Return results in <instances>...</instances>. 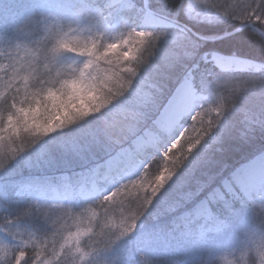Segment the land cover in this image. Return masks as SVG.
<instances>
[{"label": "rangeland", "instance_id": "374dc122", "mask_svg": "<svg viewBox=\"0 0 264 264\" xmlns=\"http://www.w3.org/2000/svg\"><path fill=\"white\" fill-rule=\"evenodd\" d=\"M87 1V4L91 6L92 11L97 14V17L98 15L100 16L99 18L102 20L101 22H103V27L100 28V33H98V30H96L95 34H93V31H87L85 33V36L88 37L85 38L87 42H83V44L79 43L81 45L79 53H81L82 58L86 60V63L83 64L82 70L79 73L81 77L74 80L73 77L69 75L68 77L71 78L67 79L65 83H61L60 87H56L54 92L52 87L44 88L40 91H33L31 89L29 91L24 82H27L29 85L36 74L35 68L32 66L33 60L31 59L30 63L26 64L24 59L22 62L24 82L12 79L11 88L13 91H11L8 96H0V120L7 122V126H11L10 119L12 117L13 120L14 115L20 120L19 129L15 127L16 130H13L12 128L17 143L13 145L9 142L7 150L15 154L17 150L23 151L26 147L30 148L32 144L37 145L35 149L29 153V158L0 172V194L7 196V194L12 192L17 196L18 203H16V205H21L22 207L28 206V211H25V209L23 210L24 214H22V217H26L23 221L31 218L33 214L40 223H45L53 231L62 233L61 231H65L63 227H65L67 223L68 214V211L64 209V203L71 201L72 196L78 194L80 197L84 198V201H99V199H102L98 205L106 207L110 204L112 199H115L114 195L116 191L114 190L115 188L118 189L122 183V185L127 187L126 189L142 188L143 191L141 195H146L149 191L152 193L153 189H158V186H155L157 180L159 185L165 183L167 177L171 176L172 173L176 171V168L183 164L178 174L164 189L163 193L156 198V202L153 204L156 205L158 203L157 205H160L161 210L166 209L168 211V215L166 216L167 220L175 222V219H179L173 226L174 228L180 227V233L175 237L172 232H169L167 238H165L158 235V233L152 234L150 231L147 236L137 241L140 245H154L152 249L159 245L162 247L169 246L171 251L182 249L183 247H188L191 251L190 243L196 242L201 245L199 247L204 248L201 249V251H205L207 255L205 256L201 252L200 254L197 252L194 253L198 255L197 257L200 258L202 262L213 259V257L219 255L221 264H233V256L230 254V250L241 248L243 242L233 235L232 227L226 229V219L218 215H213L211 221L204 225L202 218L206 220L212 213L204 210L205 202L202 203L204 206L201 207L200 211L197 210V208L195 209V211H198V213L194 212L196 213L195 215L194 213L187 216L184 215L187 213L184 207L189 206L188 208L192 209L200 201L198 199H196V201L194 200L195 202L190 201V199H192L191 196H188V193L189 195L191 193L190 189L194 190L212 176H214L213 179H216L217 181H215L221 186L222 182L225 181V176L228 173L231 175L235 169L241 166L224 172L226 160L221 159L219 152H215V150L218 149V143H215V140L218 141L219 132L216 137L210 138L205 146L193 152L186 162L184 161V157L189 155L188 149L192 147L191 145L186 144L183 150H178L173 146V156L168 155L165 157L161 156L159 148L151 146L154 143V138L151 135L147 138L150 140L149 150L147 151V155H144L143 158L133 155L132 157H135L136 161L133 159L127 161L129 165H126L121 172L114 173L112 171L109 175H105V167L101 170L98 169L102 164L100 162L101 159H99L100 157H97L98 153H111L112 150H116L115 147L118 145L120 146L131 136L134 137L136 135L133 139L134 142L142 139L144 134L140 132L141 126L147 123L145 121L149 116L148 111L152 108L153 104L159 100L158 96H161V93L163 95L167 90L166 88L168 85L165 81L167 70L173 65H178V62L182 61V59H190L192 50L197 48L196 43H188L186 36V31L188 30H186L183 25H179L175 22L176 14L172 10V7L168 6L172 0H119V2H121L112 9H107V5L102 3L103 0ZM180 2L182 3H180L181 5L179 6L181 13L189 20L191 18L194 19V21L203 23L231 20L240 25L248 23L259 28L262 27L255 18H264V0H182ZM131 11L139 13L143 18L144 26L151 30L140 35L136 47L143 50V48L147 46L148 52L154 54V58H149L147 54L144 56H137L133 55L132 51L129 49L123 51L122 55H120V59L118 60H122L125 63V70H129L131 66L136 67L135 71H133L136 76L137 71L140 70L137 76L138 84L134 85L132 89V98L125 99L121 104H112L110 107H106L107 105H105L101 108L93 102L96 106L91 109L83 104V100H78L77 103L83 106V111L77 110L75 106L71 104H69V107H72L81 117L76 115L65 118L67 117L65 114L60 117L54 116L53 114L56 111L62 109L61 107L69 103L73 95L79 97L82 93H86L88 98L93 95L89 88L90 84L87 82L98 75L97 69L102 67L101 61L103 55L114 58L122 49L129 47L128 38L126 36L117 38L119 34L115 31V25L117 20L126 17ZM175 11H177V9H175ZM77 17L80 16H76L72 11L69 0H2L0 3L1 33H3L5 29L10 32L18 31L20 29L19 24L24 20L34 22L38 20L36 26L40 29L41 33L38 38L44 39L45 37H50L52 39L50 44L56 47H63L65 39H74L78 37L77 32H74L72 35L55 34L56 32L63 33L67 30L64 29L65 21H68V26L66 28L72 26L73 23L78 24ZM149 17L152 19L151 21H147ZM21 33L23 32L21 31ZM149 40H151V44L148 43ZM56 49L57 54L66 52L64 49ZM220 54L232 57V59L230 58V62L226 64H218L215 59H212V53H204L199 56V60L203 61V63L207 62L211 68H213L214 65H218L226 71L255 72L257 69L259 71L264 69V63L259 61L238 55ZM218 55L219 54L215 55V58L220 57ZM129 57L132 58V62L126 63L125 61H127ZM24 63L26 65H24ZM196 67L197 64H193L192 67L186 69L169 95L165 98L164 102L159 105L158 112L187 72L191 75L188 84L189 89H194L192 69ZM199 81V83H201V79H199ZM41 86L42 85H39L38 87ZM163 90L165 91L163 92ZM138 94L141 97L139 100L136 99V95ZM256 104H252L250 108L257 110L256 112H259V114L264 112V107L261 108L263 105H259V101H256ZM25 106L30 109H26ZM9 108L11 111L8 110ZM49 108H51L53 112L48 116L46 113ZM235 108L236 107L229 112L236 111L237 109ZM223 109L224 105L220 103L219 109H213V111H220L222 113ZM61 112L63 114L64 110ZM229 112L224 118V123L221 127L225 126L227 129L228 126H231V135L234 131V120L233 122L230 120ZM256 112L249 116L246 115V119L241 124V128L239 126V129L235 131V133L237 132V139H252L251 118ZM2 113L7 114L3 115ZM90 113H96V115L90 116ZM38 118H41V120H38ZM45 118L48 120L47 125L44 124ZM54 120L59 121V123L54 124ZM187 122L188 121L185 119L184 123ZM148 124L155 126L153 121H150V123L148 121ZM73 128L76 129L74 130ZM22 132L27 133L28 137L34 138L31 140V143H27L21 139ZM139 133L141 134L137 135ZM45 134H48L49 138L40 142ZM195 134L196 133H193V135ZM2 137L3 138H0V151L4 150V141L7 139L6 135ZM144 139L138 143V146L141 147L144 145ZM54 146H56L58 153H55L52 157H46L43 165L39 164L37 161L42 157V154L52 153V147ZM138 152H140L139 154L141 156V152L145 153L146 149L144 151L142 148ZM136 162H139V164L135 165ZM153 163H155L154 166H150ZM20 165L24 166L20 168ZM145 165L151 167L150 172H144V168H147ZM45 166L54 169L59 168V170H61L59 172H53L52 169L47 170ZM17 170L22 174L15 172ZM61 172L73 173L74 177H70L68 183L66 180L67 177L65 174L62 175ZM158 172L162 174H158V176L155 175ZM218 172H221L220 174L222 176L217 174ZM229 174L228 176H230ZM144 178L147 179L141 182ZM150 178L152 180L154 179L155 182L153 183V181H150ZM224 184L228 195L235 201H239H236L238 206L234 210L237 211L238 207L243 209L240 213L242 216L240 218V223L242 225H244L247 219V214H251L252 207H254V210H264V185L259 188V192L251 194L250 187H241L242 185L235 183ZM233 184L236 186L235 188ZM237 185L239 186L237 187ZM215 189L219 191L218 197L220 199L224 196L223 194L226 193L225 191H220L219 188L216 187V183L211 185L207 191L210 193L211 191H215ZM174 192L179 193L181 195L179 199H182L187 204L181 210H177V208L174 207L176 200H179L178 198L175 199L174 195H172ZM136 193L139 192L136 191ZM166 194H168L166 196L167 199H164V195ZM141 195L139 194L138 198L142 197L141 199L146 202L144 196ZM117 198L118 197H116V199ZM243 200H252L253 203L246 208L247 205ZM193 202L194 204H192ZM83 205L85 204L83 203ZM215 207H218V204H216ZM234 210L230 208L226 211L229 217H236V215H238ZM201 214L205 217L198 219V216ZM194 219L199 220L197 226L192 224ZM153 220L155 221L157 219ZM164 221H166V218ZM155 222L157 225L160 223V221ZM98 224L101 226H97L95 230H97L98 233L101 232V234L103 233V235L110 237L108 238L105 236L106 241L101 244L111 243V240L117 241L120 239V236L123 235V233H118L120 230L117 229V226L119 225L118 223H114L112 218L105 221H100L98 219ZM0 226L5 227L4 222L0 223ZM6 231L7 234L15 238L13 245L22 247L23 242H20L22 233H18L14 225L7 226ZM9 231H11V233H9ZM247 232L249 233L251 243L260 244V252L264 254V236H260L258 239V232L254 228L250 232V227ZM68 236L63 239L67 245V248L64 249L66 250V256L70 254L71 259H77L76 261L70 259L69 264H81L88 255L86 251L78 249L81 243L77 235L71 237V234L69 237ZM97 246L99 245L96 244L95 248ZM90 247L89 245L85 249L91 250ZM103 247H108V245H103ZM43 250L44 248H39L37 251L41 254ZM53 250L54 249H50L49 252ZM96 264H109V260L105 257L104 261H97Z\"/></svg>", "mask_w": 264, "mask_h": 264}, {"label": "trees", "instance_id": "16d2710c", "mask_svg": "<svg viewBox=\"0 0 264 264\" xmlns=\"http://www.w3.org/2000/svg\"><path fill=\"white\" fill-rule=\"evenodd\" d=\"M1 1L2 0H0V3ZM180 1L182 0H172L168 6L172 7V10L176 14L175 22L179 25H183L186 30H188L186 31L187 42L196 43L197 48L192 50L190 59H182V61L178 62V65H173L167 70V77L165 79L168 85L166 88L167 90L163 95L161 93V96H158L159 100H157L148 111L149 116L145 121L147 123L143 122L144 124H142L141 129L149 125L148 121L150 123V121H152V119L157 115L159 105L164 102L165 98L169 95L174 85L188 67H192L193 64H197L196 68H191L194 77V84L197 89L201 88V85L206 83L209 73L216 74V68H211L207 62L203 63V61L199 60L200 55L215 51L229 55L243 56L264 63V36L256 31L252 26H246L229 35L220 36L237 28L240 24L231 20L217 21L214 23H203L194 21V19L191 18L189 20L181 13L179 6L182 3ZM87 2V0H69L72 11L76 16H80L77 17L78 24L73 23L72 26L66 28L68 26V21H65L64 29L67 30L63 33L56 32L55 34L72 35L74 32H77L78 37L74 39H65L63 47L51 45L50 43L52 39L50 37H45V41L44 39L38 38L41 34L40 29L36 26V22H38V20L35 22L24 20L19 24L20 29L18 31L10 32L6 31V29L3 33L0 31V96H8L11 91H13L11 88L13 80H21L24 82V71H22V62L24 59L26 64H29L31 59L33 60L32 66H34L36 74L29 85L27 82H24L29 91L30 89L33 91H40L41 89L52 87L54 92L56 87H60L61 83H65L67 79L73 77L75 80L81 77L79 73L81 72L84 63L80 64L82 54L79 53L81 50V45L79 43L83 44V42H87L85 39L88 38L85 36L87 31H93V34H95L96 30H98V33H100V28L103 27V22H101L102 20L99 18L100 16L98 15L97 17V14L92 11L91 6L87 4ZM175 9H177V11H175ZM21 31L23 33H21ZM195 33L200 37L195 35ZM56 48L64 49L66 52L57 54ZM114 58L103 55L101 61L102 67L97 69L98 75L94 77V79L92 78L87 82L90 84L89 88L93 93V98L92 96L90 98L93 102L99 105V108L108 104L112 105L113 101H115L117 97H120L122 93H126V95H124L118 102L114 103V105L117 103H123L125 99H131V93L134 87H132L129 91V85L130 83H132L133 86L138 84V78L133 73L136 67L131 66L129 70H125V63L122 60H118L120 59V56L115 55ZM25 63L24 65H26ZM227 73L229 74L228 78L221 81V88L224 90L225 96H235L237 93H239V95L235 105V109L237 110L229 112L230 120H232V122L234 120V131L230 135L231 126H228L227 129L223 126L218 133V141L215 140V143H218V149L215 150V152H219L221 159L226 160L224 172L240 165L252 157L256 152L264 148V112L259 114V112H256L257 110L250 108L252 104H256V101H259V105H263L261 108L264 107V84L258 82L259 79L264 78V69L258 72H239L231 70L227 71ZM69 75L71 77H68ZM133 78H135L134 81ZM199 79H201L202 84L199 83ZM39 85L42 86L38 87ZM242 89L247 90L241 91ZM164 91L165 90H163V92ZM136 99H141L139 94L136 95ZM220 103L224 105L223 101ZM25 108L30 109L26 106ZM61 108L62 109L56 111L53 115L60 117L65 114V116L67 115L66 118H68L69 115L65 108ZM62 110H64L63 114L61 112ZM52 112L51 108H49L46 114L49 116ZM254 112H256V114L251 118L252 139H237V132L235 133V131L239 129V126L241 128V124L246 119V115L249 116ZM2 114L4 115L7 113ZM77 115L80 116L79 114ZM16 120L18 119L15 115L13 116V120L11 117L10 125H15ZM38 120H41V118H38ZM14 128L15 126H13V130H16L17 127L15 129ZM0 138L3 137L0 136ZM131 138L132 136L126 139L121 145L130 143ZM118 147L119 145L115 148L117 149ZM57 151L56 146L52 147V153L42 154V157H40L37 162L43 165L45 158L52 157L55 153H58ZM113 151L114 150H112V152ZM108 154L106 152H101L98 153L97 157L102 159ZM169 156H173V151L169 153ZM155 163L150 166H154ZM22 166L20 165V168ZM150 168L151 167H147L146 169L144 168V172H150ZM51 169L53 172H59L61 170H59V168L54 169L52 167H47V170ZM15 172L22 174L19 170ZM158 173L162 174L161 172ZM220 173L221 172H218L217 174ZM220 176L222 175L220 174ZM213 178L214 176L206 179L202 185H199L194 190L190 189V195L188 193V196L192 197L190 201H194L200 195H204L211 185L215 183L217 184V180ZM146 179L147 178H144L141 182ZM150 181H153V183L155 182L154 179L152 180L151 178ZM122 184L118 189L115 188V199H112L110 204L106 207L98 205L102 199H99V201H84V198L80 196L72 197L71 201L65 202L64 209L68 211V214L67 223L65 224V227H63L65 231L60 230L62 233L53 231L45 223H40L33 214L31 218L23 221L26 218L22 217V214H24L23 210L25 209V211H28V206L22 207L21 205H16V203H18L16 198L17 196H15L12 192L7 194V196L0 194V223L4 222L5 224V227L0 226V264H9V258L12 255V250L14 248L18 250H26L31 264H69L71 256L70 254L69 256H66V250L64 249L67 248V245L63 239L67 238V236H70L71 234V237L74 235L78 236V240L81 243L78 249L86 251L88 255V257L83 260L81 264H96L97 261H104L105 257L109 260V264H206L207 261L202 262L200 258L197 257L198 255L194 254L196 252L200 254L201 252L207 256L205 251H201V249L204 248L199 247L201 245L196 242L190 243L191 251L188 247L171 251L169 246L162 247L159 245L153 249L152 246L154 245L152 244H141V246L137 240L147 236L150 231L152 234L158 233V235L167 238L169 232H172L173 235L177 237L181 228H174L173 224L178 222V220L175 219V222L167 220L166 216L168 215V211L166 209L161 210L160 205H157L158 203L156 205H153L154 203H152L149 206L146 199V202H144V200L141 199L142 197L138 198L139 194L141 195V192L143 191L142 188L126 189L127 187ZM155 186H159L158 180L156 181ZM158 190L159 189H153V192L151 193L149 191L148 194L154 195ZM136 191L139 193H136ZM146 195L141 196H144L145 198ZM167 195L168 194L164 195V199H167ZM172 195H174L175 199H179L181 196L176 192ZM116 197L118 198L116 199ZM156 198L154 202H156ZM83 203L85 205H83ZM216 203L218 204V207H215L216 205L213 204V209L217 211L220 216L227 219V228L232 227L234 232L237 221L240 222V218L242 217L240 213L243 209L238 207L237 211H235L234 209L237 208L238 205L231 197L228 196L225 201L218 200ZM186 205L187 204L182 199H179L176 200L174 207L177 208V210H181ZM246 205L247 208L251 206V203H246ZM188 207L189 206H186L184 209H187ZM228 207L229 209L231 208L237 212L238 215H236V217H229L226 212L228 211ZM251 210V214H247V219L243 225L246 231H248L250 227V232L254 228V223L258 222L261 217L264 216V210H254V207H252ZM109 218H112L114 223H118L119 226H117V229L120 230L118 233H123V235L120 236V239L117 241L111 240V243L101 244L106 241L105 236L107 235H103L101 232L98 233L95 228L97 226H101L98 224V219L100 221H105ZM133 218H136L137 221L134 232L131 228ZM165 218L166 221H164ZM153 219H157L155 221H160V223L157 225ZM11 225L16 227L18 233H22L20 240V242H23L22 247L13 245L15 238L12 235L7 234L6 228ZM9 233H11V231H9ZM129 233L131 234L129 235ZM107 237L110 238L109 236ZM259 238L260 235L258 233V239ZM96 244L99 246L95 248ZM89 245L91 246V250H86L85 248ZM103 245H108V247H103ZM253 245L255 246L257 253H261V245L258 243H254ZM39 248H44L41 254L37 251ZM50 249L54 250L49 252ZM71 260L76 261L77 259ZM219 264H221L220 261Z\"/></svg>", "mask_w": 264, "mask_h": 264}, {"label": "clouds", "instance_id": "9594fccd", "mask_svg": "<svg viewBox=\"0 0 264 264\" xmlns=\"http://www.w3.org/2000/svg\"><path fill=\"white\" fill-rule=\"evenodd\" d=\"M255 19L258 24L262 26L261 31L264 33V18L256 17ZM115 31L119 34L117 38L120 36H126L128 38L129 46L117 53V56L122 55L123 51L130 49L133 55L144 56L147 54L149 58H154V54L148 52L147 46H145L143 50L136 47L140 35L151 31L144 26L143 18L139 13L131 11L126 17L117 20ZM148 43L151 44V40H149ZM125 62H132V58L129 57ZM83 63H86L84 58L80 60V64ZM214 67L216 68V74L209 73L206 83L202 84L199 89L194 88L191 94L181 98L169 118L153 129L152 136L154 138V143L151 146L159 148L161 156L167 157L169 153L172 152L173 146L178 150H183L184 146L187 144L192 147L188 149L189 155L184 157V161L186 162L193 152L200 147L205 146L210 138L215 137L216 134L220 132L221 125L224 123V118L227 116L228 112L235 107L239 93L235 96H225L224 90L221 88V81L227 79L229 74L225 69L218 65H214ZM139 72L140 70L137 71V76L139 75ZM134 80L135 78H133V81ZM258 82L264 84V78L259 79ZM132 87L133 84L130 83L129 91ZM246 90L247 89H242L241 91ZM124 95H126V93H122L120 97H117V99L113 101V104L122 99ZM78 100H83V104L89 108L95 106L93 100L88 99L86 93H82L79 97L73 95L69 103L64 105L69 116L77 115V112L73 111V108L69 107V104L74 105L77 110L83 111V106L80 103H77ZM221 101L224 103L223 112H214L213 109H219ZM110 106L111 105H107L106 107ZM8 110L11 111L10 108ZM89 115H96V113H90ZM185 119L188 121L187 123H184ZM53 122L54 124L59 123V121L56 120ZM47 123L48 120L45 118L44 124L47 125ZM13 126L19 129L20 120H16L15 125ZM13 126H7V122L0 120V136H7V139L4 141V150L0 151V172L29 158V153L37 146L36 144H32L30 148L26 147L23 151L17 150L15 154L9 152L7 150L9 142L13 145L17 143L16 136L13 135L12 131ZM193 133L196 134L193 135ZM48 138V134H45L40 142H43V140ZM21 139L27 143H31V140L34 138H30L27 136V133L22 132ZM261 155H264V153H261ZM145 167H147V165H145ZM182 167L183 164L176 168V171H174L171 176L167 177L165 183L158 186L159 190L154 195H146L145 199L149 206L154 203L156 197L163 193L164 189L171 183L172 179H174ZM242 167L243 165L241 168ZM239 171L240 169H236L225 179V181L222 182V185L224 183H235L236 181L234 178ZM158 174L159 173H156L155 175ZM238 186L239 185H237V187ZM248 202L253 203L252 200H249ZM200 203H204V201H201ZM199 206V204L195 205L184 215L187 216L194 213L195 209ZM136 222V218H133L131 224L133 232L136 228ZM253 227L260 236H264V216H262L258 222L254 223ZM130 234L131 233H129V235ZM233 235L243 242L241 248L230 250V254L233 256V264H264V254L257 253L255 246L249 239V233L239 221L236 223V229L233 232ZM9 264H31L27 251L14 248L12 250V255L9 258ZM206 264H219V255L213 257L212 260L207 261Z\"/></svg>", "mask_w": 264, "mask_h": 264}, {"label": "bare ground", "instance_id": "6f19581e", "mask_svg": "<svg viewBox=\"0 0 264 264\" xmlns=\"http://www.w3.org/2000/svg\"><path fill=\"white\" fill-rule=\"evenodd\" d=\"M120 2L119 0H103L102 1V3L107 5L108 7L107 9H112L113 7L117 6ZM151 20L152 19H150V17L147 18V21H151ZM212 54H213L212 59L213 60L215 59L216 63L218 64H221V63L226 64L230 62V58L232 59V57L224 56L220 53L212 52ZM217 54H219L218 56L220 57L215 58V55ZM190 77H191L190 73L187 72L186 75L183 77V79L174 88L169 98L165 101L162 108L157 113L153 121L155 126H159L164 121H166L169 118L170 114L173 112V110L176 108L181 98L193 92V90H190L188 86ZM261 153H264V151ZM261 153L255 155L249 161L244 163L242 168H241L242 165L239 168H237V169H240V171L236 173V176L234 178L236 181L235 183L242 185L241 187H245V188L250 187L252 193L259 192V188H261L264 185V155H261ZM130 160H131L130 158L128 160L126 159L125 162L127 163V161H130ZM100 162L103 165L101 164L98 169L101 170L103 167H105L106 168L105 175L111 174L112 171L121 172L122 169H124L126 166L125 162L121 163V165L120 164L117 165L118 167L112 166V165H110L109 167L104 161H100ZM101 179L105 180L104 178H101ZM219 190H226L225 184L221 185L219 187ZM218 195H219V191L215 189V191H211L210 193H208L207 196L200 195L198 198L200 199V202L201 201L205 202L208 199H211L213 196H218ZM200 202L198 203L200 206L197 208V210L199 211L201 207L203 206V204ZM195 212L198 213V211H195Z\"/></svg>", "mask_w": 264, "mask_h": 264}, {"label": "water", "instance_id": "95a60500", "mask_svg": "<svg viewBox=\"0 0 264 264\" xmlns=\"http://www.w3.org/2000/svg\"><path fill=\"white\" fill-rule=\"evenodd\" d=\"M246 26H252L255 30H257L260 34H262V35L264 36V33H262L261 28H259V27H257V26H254V25H252V24H248V23H245V24L239 25L237 28H235V29H233V30H231V31H228V32H226L225 34H222V35H220V36H226V35H229V34L234 33V32H236V31H238V30H240L241 28H244V27H246ZM193 33H194V32H193ZM195 35H197V34L195 33ZM197 36H198V35H197ZM198 37H200V36H198Z\"/></svg>", "mask_w": 264, "mask_h": 264}]
</instances>
